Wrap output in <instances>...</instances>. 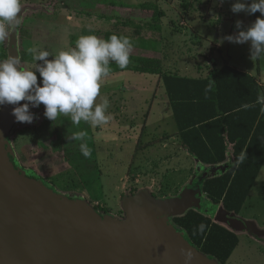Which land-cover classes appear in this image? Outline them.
Instances as JSON below:
<instances>
[{
    "label": "rangeland",
    "instance_id": "374dc122",
    "mask_svg": "<svg viewBox=\"0 0 264 264\" xmlns=\"http://www.w3.org/2000/svg\"><path fill=\"white\" fill-rule=\"evenodd\" d=\"M114 1L130 7L113 6L102 0H21L20 24L0 42V54L4 53L6 59L19 56L22 67L32 69L43 63L35 59L39 51L58 54L74 48L83 35L97 36L110 30L137 40L132 29L116 28V25L125 18L141 23L150 20L151 12L137 5L152 0ZM155 1L165 16L161 19V31L151 32L159 40L157 48L148 49L146 54L161 61L162 74L124 71L104 77L97 102L101 98L109 100L110 120L106 125L92 128L84 121L76 125L63 114L54 121L49 120L44 115L43 104L30 105L33 121L15 120L6 135L9 155L21 172L38 177L60 195H78L97 211L104 207L106 215L115 220H126L124 202L141 192L160 199L177 197L202 168L186 161L180 146L177 148L178 138L173 133L176 124L162 75L203 76L221 54L229 63L236 62L234 58L241 53L252 64L264 58L255 61L250 58V42L223 40L219 43L224 37L239 32L236 21H242V26L247 28L261 15L259 11L234 13L232 5L236 0ZM245 2L250 4L251 0ZM22 51L26 53L24 57H21ZM141 52L142 48L133 44L131 55ZM52 58V55L48 57ZM3 109L4 105L0 106V115ZM55 124L74 134L87 133L83 141L90 155L84 161L67 159L63 150L56 149V137L51 133ZM167 134L170 136L166 137ZM170 144L175 147L171 148ZM200 200L206 203L202 190ZM192 208L196 209L187 207L185 212ZM214 208L213 216L217 218L221 207ZM184 213L168 215L166 219L177 227L173 217ZM239 217L231 216L240 222L237 225L240 242L227 264H264V166Z\"/></svg>",
    "mask_w": 264,
    "mask_h": 264
},
{
    "label": "trees",
    "instance_id": "16d2710c",
    "mask_svg": "<svg viewBox=\"0 0 264 264\" xmlns=\"http://www.w3.org/2000/svg\"><path fill=\"white\" fill-rule=\"evenodd\" d=\"M102 1L110 2L113 6L130 7L114 0ZM185 6L189 5L185 3ZM137 7L150 11L151 19L143 23L132 18L120 19L116 28L132 29L137 40L131 41L140 46L142 52L130 54V62L124 69L110 62L108 75L124 71L162 74L161 61L146 53L148 49L157 48L159 40L151 32L161 31L165 11L155 0L142 2ZM112 34L122 35L121 32L108 30L99 32L97 36L108 39ZM25 54L22 51L21 57ZM1 60H6L4 53L0 54ZM217 66L212 62L206 77L168 74L161 78L182 146L190 155L207 167L223 163L233 150L234 165L223 174L206 176L202 181L206 203L201 202L199 209L192 208L173 217L174 224L186 233L200 252L220 264H227L239 245V236L228 225L214 220L206 212L214 213V207L219 204L236 215L242 211L264 164V101L260 99L263 97L261 86L254 76L229 65L227 61L223 67ZM51 133L56 137V149L63 150L67 159L84 161L85 156L80 149L84 141L69 140L68 137L74 133L57 124L52 126ZM86 165L94 169L91 164ZM67 196L79 198L75 194ZM98 212L101 215L107 213L104 207ZM201 224L204 225L203 231L199 229Z\"/></svg>",
    "mask_w": 264,
    "mask_h": 264
},
{
    "label": "water",
    "instance_id": "95a60500",
    "mask_svg": "<svg viewBox=\"0 0 264 264\" xmlns=\"http://www.w3.org/2000/svg\"><path fill=\"white\" fill-rule=\"evenodd\" d=\"M14 107L5 104L0 115V264H185V249L194 253L190 264H220L166 219L200 206L204 168L177 197L127 199L126 220H115L15 166L6 147ZM219 212L215 220L229 221V212Z\"/></svg>",
    "mask_w": 264,
    "mask_h": 264
},
{
    "label": "clouds",
    "instance_id": "9594fccd",
    "mask_svg": "<svg viewBox=\"0 0 264 264\" xmlns=\"http://www.w3.org/2000/svg\"><path fill=\"white\" fill-rule=\"evenodd\" d=\"M232 11L248 14L259 11L261 15L247 28L242 26V21H236L239 32L224 37L219 43L223 40L241 44L250 42V58L255 61L264 57V0H251L250 4L236 0ZM20 13L21 0H0V42L19 26ZM132 49L133 43L127 36L112 34L108 39H102L90 34L79 37L74 48L61 50L58 54L39 51L35 59L43 63L32 69L22 67L19 56H10L0 61V106L17 105L12 112L17 122L31 123L34 114L29 110L30 105L39 107L43 104L44 115L49 120L54 121L63 114L70 117L73 124L84 121L92 128L102 127L110 120L107 114L109 100L101 98L97 102L102 80L111 71L110 62H115L121 69L128 66ZM50 55L52 59H48ZM37 73L41 82H38ZM260 99L264 100V97ZM21 101L25 103L20 104ZM86 135V132H78L68 139L83 141ZM80 149L85 157L90 155L86 143H81ZM199 229L203 231L204 225L201 224ZM182 252L185 264H190L194 253L188 249Z\"/></svg>",
    "mask_w": 264,
    "mask_h": 264
},
{
    "label": "crops",
    "instance_id": "0c3cea01",
    "mask_svg": "<svg viewBox=\"0 0 264 264\" xmlns=\"http://www.w3.org/2000/svg\"><path fill=\"white\" fill-rule=\"evenodd\" d=\"M244 45H242L241 47H243ZM220 49H221V47H220ZM240 57H238V58H234L235 59V61L236 62H234V63H229V65H231V66H233V67H235V68H237V69H240V70H242V71H244V72H247V73H249V74H251L252 76H254L255 77V79L258 81V83L260 84V86H261V90H262V94H263V97H264V58L263 59H257V62L256 63H251V62H249L248 60H250V59H248L245 55H243V53H241V55H239ZM219 59V60H218ZM213 62H215V63H217V67L218 68H221V67H223L224 65H225V60L224 59H222V54L221 55H219V57L218 58H216V59H214V61ZM233 64V65H232ZM207 71V73H205L203 76H200V77H206V75L208 74V71H209V69L208 70H206ZM193 78H195V77H193ZM166 92V91H165ZM167 95V94H166ZM167 99H168V103H169V107H170V101H169V97H168V95H167ZM170 112H171V115L173 116V113H172V110H171V107H170ZM174 118V117H173ZM174 120H175V118H174ZM175 124H176V130H174L173 131V133H176L175 135L177 136L176 138H178V142H177V148H179V146H180V149L182 150V155H183V157H184V159L186 160V161H190V162H192L193 164H197V166H198V168L200 167H202V168H204L206 171V176H218V175H221V174H223L225 171H227V170H229L230 168H231V166L232 165H234V158H233V150H232V152H231V154L228 156V158H227V160L226 161H224L223 163H219V164H214V165H207V167H205V165L203 164V163H200L199 162V160L198 159H195L193 156H191L190 155V153L182 146V143H181V139H180V136H179V133H178V126H177V123H176V121H175ZM175 137V136H174ZM179 144V145H178ZM171 148L172 147H175L173 144H170L169 145ZM263 166H264V164H263ZM263 166H262V168H263ZM199 168V169H200ZM199 171V170H198ZM261 172V171H260ZM205 176V177H206ZM195 177V176H194ZM194 177H192L193 179H194ZM204 177V178H205ZM187 178H188V175H187ZM191 177H190V175H189V179H190ZM204 178L201 180V185H200V189L202 190V181L204 180ZM193 179H192V181H193ZM186 180V179H185ZM188 181V180H187ZM192 181H190V184L192 183ZM186 188V187H185ZM253 189V188H252ZM252 191V190H251ZM202 192H203V190H202ZM204 193V192H203ZM205 194V193H204ZM250 194H251V192H250ZM250 194H249V196H250ZM248 196V197H249ZM205 198H206V195H205ZM201 202H203L202 200H201ZM200 205H201V203H200ZM220 205V207L221 208H223V205H221V204H219ZM200 207V206H199ZM199 207H197L196 209H199ZM220 208V209H221ZM224 209V208H223ZM225 210V209H224ZM227 211V210H226ZM228 212V211H227ZM207 214H209L214 220L216 219L214 216H213V212H211V211H207L206 212ZM230 214L228 215V217H229V221H225V222H222V221H219V222H221V223H224V224H229L231 227H233L232 229L236 232V233H238V234H240V232H239V230H238V227H237V225L238 224H240V222L238 221V220H234L233 218H231V216H235V217H239V214H238V216L236 215V214H234V213H231V212H229ZM220 216H222V213L219 215V217ZM239 219H240V217H239ZM246 219H249V218H246ZM217 221V220H216ZM230 227V228H231ZM239 236V235H238Z\"/></svg>",
    "mask_w": 264,
    "mask_h": 264
},
{
    "label": "built area",
    "instance_id": "2783aa9c",
    "mask_svg": "<svg viewBox=\"0 0 264 264\" xmlns=\"http://www.w3.org/2000/svg\"><path fill=\"white\" fill-rule=\"evenodd\" d=\"M264 101V100H263ZM263 108H264V102H263Z\"/></svg>",
    "mask_w": 264,
    "mask_h": 264
},
{
    "label": "flooded vegetation",
    "instance_id": "af4514ba",
    "mask_svg": "<svg viewBox=\"0 0 264 264\" xmlns=\"http://www.w3.org/2000/svg\"><path fill=\"white\" fill-rule=\"evenodd\" d=\"M201 201V200H200Z\"/></svg>",
    "mask_w": 264,
    "mask_h": 264
}]
</instances>
